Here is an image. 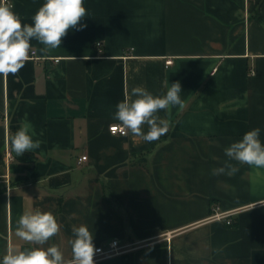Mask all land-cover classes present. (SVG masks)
<instances>
[{
    "label": "crops",
    "instance_id": "obj_1",
    "mask_svg": "<svg viewBox=\"0 0 264 264\" xmlns=\"http://www.w3.org/2000/svg\"><path fill=\"white\" fill-rule=\"evenodd\" d=\"M11 2L32 24L45 0ZM84 7L86 27L49 51L31 40L19 73L0 76V260L37 246L15 230L39 208L60 225L44 247L65 258L83 224L95 248H124L97 264H264V168L229 161L234 175H212L247 131L260 128L264 144V0ZM177 81L185 106L158 113L170 122L159 140L109 133L133 87L163 96ZM25 122L41 145L15 156L10 138ZM214 206L237 209L230 225L208 219Z\"/></svg>",
    "mask_w": 264,
    "mask_h": 264
},
{
    "label": "clouds",
    "instance_id": "obj_2",
    "mask_svg": "<svg viewBox=\"0 0 264 264\" xmlns=\"http://www.w3.org/2000/svg\"><path fill=\"white\" fill-rule=\"evenodd\" d=\"M87 16L84 0H45L32 17V24H22L13 11V5H0V76L17 75L29 59L30 41L35 39L43 44L44 51L60 48L62 38L69 30L86 27L81 20ZM75 59V57H73ZM181 84L177 81L167 87L166 94L154 96L143 86H136L116 106L114 119L124 130L142 141L153 142L165 135L170 122L161 118V110L171 111L174 106L182 110ZM147 126V132L143 131ZM260 128L244 133L242 139L224 149L228 157L222 167L212 170V175H234L239 169L229 161L264 168V144L260 140ZM32 126L25 122L10 138L12 151L16 156L31 152L41 145L33 140ZM60 232V225L50 211L39 208L24 212L18 222L15 235L21 240L37 245L30 249L10 248L0 264H94L95 246L93 234L86 225L73 227V239L68 241L71 258H65L58 245L44 247Z\"/></svg>",
    "mask_w": 264,
    "mask_h": 264
},
{
    "label": "built area",
    "instance_id": "obj_3",
    "mask_svg": "<svg viewBox=\"0 0 264 264\" xmlns=\"http://www.w3.org/2000/svg\"><path fill=\"white\" fill-rule=\"evenodd\" d=\"M1 4L2 5L11 4L12 5V2L11 0H1ZM95 45L96 47H99L101 44L97 42ZM30 53L31 55H33L34 51H31ZM108 131L112 135H121V136H124L127 133V131L122 128L121 124H117V123L109 125ZM85 160H86L85 155L79 158V161H85ZM237 212H238L237 209L230 210V211H222L220 210L218 206H214V208H212V213L210 214L208 219L214 220V221L224 220L227 225H230L232 223V217ZM95 249L96 251L94 255V264H97L99 261L104 260L106 258L118 255L124 251L123 246H121L119 244V241L116 239H112L105 246H99V247H96Z\"/></svg>",
    "mask_w": 264,
    "mask_h": 264
},
{
    "label": "trees",
    "instance_id": "obj_4",
    "mask_svg": "<svg viewBox=\"0 0 264 264\" xmlns=\"http://www.w3.org/2000/svg\"><path fill=\"white\" fill-rule=\"evenodd\" d=\"M12 149V148H11ZM12 154H14L15 156H16V154L12 151ZM104 195H105V193H104ZM106 200H108V201H110L111 199H106ZM111 202V201H110Z\"/></svg>",
    "mask_w": 264,
    "mask_h": 264
}]
</instances>
